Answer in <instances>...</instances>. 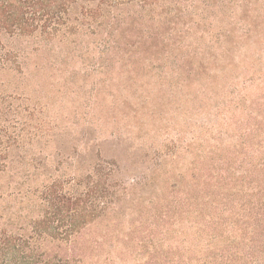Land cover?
<instances>
[{
	"label": "rangeland",
	"instance_id": "1",
	"mask_svg": "<svg viewBox=\"0 0 264 264\" xmlns=\"http://www.w3.org/2000/svg\"><path fill=\"white\" fill-rule=\"evenodd\" d=\"M185 4L175 11L181 15L175 25L169 19L159 24L150 14L137 22L136 11L128 10L115 41L122 42L120 48L126 42V49L142 42V53L109 55L100 39L91 45L83 43L84 35L57 33L53 39L42 36L38 51L10 57L8 65L16 70L0 75V82H6L4 94L21 105L20 116L29 123L22 146L12 150L9 176L15 175V191L52 182L68 189L69 182L93 174L100 161L113 163L109 182L121 185L113 188L117 196L108 217L114 223L106 229L122 241L136 234V224L157 228L153 218L164 209V190L175 177L189 178L193 170L216 165L222 150L237 148L248 126L243 113L264 100V0ZM139 180L148 184L133 187ZM16 197L1 201L0 207L11 203L26 218L45 212L37 205L19 210ZM100 221L90 231L102 232L106 221ZM189 225L172 222L169 227V243L179 244L184 258L193 253L178 236L200 240ZM202 237L208 248L226 241ZM165 245L148 239L143 249L152 254ZM145 250L135 255L115 243L107 246L102 259L141 264L147 259L140 254Z\"/></svg>",
	"mask_w": 264,
	"mask_h": 264
},
{
	"label": "trees",
	"instance_id": "2",
	"mask_svg": "<svg viewBox=\"0 0 264 264\" xmlns=\"http://www.w3.org/2000/svg\"><path fill=\"white\" fill-rule=\"evenodd\" d=\"M185 3L186 0H0V75L16 70L15 65H8L12 55L36 52L42 36L53 39L57 33L61 37L84 35L87 39L83 43L91 45L100 39L103 52L109 55L142 53V42L126 49V42L120 48L122 42L115 41L123 23L120 21L128 16V10L136 11L137 22L150 14L149 18L159 24L169 19L175 25L181 16L174 15L175 11ZM5 85V81L0 82V205L1 201L19 196V210L37 205L45 212L26 218L11 203L0 207V264H108L113 262L112 256L107 261L102 259L107 246L121 242L127 252L139 255L148 239L167 245L152 254L146 250L140 253L147 254L141 264H264V100L243 113V122L248 126L240 133L236 149L222 150L216 156V165L193 170L189 178L177 176L167 186L162 197L164 209L153 218L157 228L136 224L137 236L134 233L119 241L111 229H106L108 223H114L108 217L112 198L117 196L113 188L121 185L115 180L109 182L116 167L113 163L100 161L93 166V174L69 182L68 189L52 182L41 188L14 190L15 175L9 176L12 150L22 146L29 123L20 116L21 105H14V99L4 94ZM32 132L29 134L34 139ZM213 155L210 153L209 159H214ZM147 184L148 181L139 180L133 187ZM143 212H138L139 218L144 217ZM189 215H193L192 219ZM102 219L106 221L103 231H90ZM134 222L141 224L140 220ZM172 222H188L189 230L200 236L198 241L193 235H179L176 239L188 244L185 249L192 256L184 258L179 244L169 243ZM221 230L229 234L224 236ZM201 235L226 241L223 246L208 248Z\"/></svg>",
	"mask_w": 264,
	"mask_h": 264
}]
</instances>
